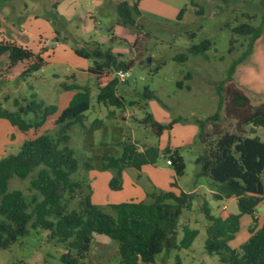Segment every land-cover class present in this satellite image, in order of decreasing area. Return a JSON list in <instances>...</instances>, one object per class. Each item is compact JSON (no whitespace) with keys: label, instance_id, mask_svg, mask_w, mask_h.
I'll use <instances>...</instances> for the list:
<instances>
[{"label":"rangeland","instance_id":"obj_1","mask_svg":"<svg viewBox=\"0 0 264 264\" xmlns=\"http://www.w3.org/2000/svg\"><path fill=\"white\" fill-rule=\"evenodd\" d=\"M61 1L70 5L72 14L63 16L57 13L55 4ZM97 1H101L99 6L91 0L16 1L22 13L17 26L26 29L35 43L39 37L48 41L40 53L43 65L28 75L23 74L27 62L8 68L6 55L0 56V105L13 111L16 109L15 101L26 105L33 100L42 106L55 105L58 108L56 117L76 92L65 90L63 86L74 83L78 87L89 88V108L82 123L72 125L67 131L70 136L68 145L74 149L79 162L74 177L84 181L82 191L71 202L74 208L79 206V201L91 186L89 172L84 167L86 162L91 164V169H100L101 158L119 157L121 142L127 140L138 148L150 145H156L160 151L167 147L177 148L185 164L183 175L176 177L180 189L187 192L196 188V197L177 220L176 239L178 241L182 237L183 226L196 229L198 233L189 248L163 250L155 255L153 264H173L176 256L181 264H218L219 256L208 254L204 249L209 221L202 205L206 203L214 217L225 212L237 213L238 208L232 198H214L206 177L196 176L198 166L194 159L202 145L195 135L198 130L195 118L204 119L217 110L216 88L226 78L233 63H236L231 78L234 85L248 97L251 105L264 103V0H139L140 14L136 16V26L118 23L116 5L121 0ZM182 8L184 13L178 18ZM89 13H93L94 21ZM243 22L259 27L260 37L254 40L252 36L233 35L231 28ZM203 39L212 42L204 55L187 52L191 45ZM231 39L232 48L228 51ZM83 42H97L104 48L110 47L121 60L131 61L129 76L117 90L125 101L122 108L97 101L95 77L86 71L91 61L73 52V47ZM181 53L188 55L186 61L175 59ZM188 72L190 76L187 79ZM178 81L182 87L177 85ZM187 85L189 89H186ZM145 87L156 97L145 99ZM146 113L160 124H168L178 117L180 120L174 122L171 129L163 130L164 136L159 138L150 123L143 121ZM219 114L222 130L233 132L234 120L224 118L223 108ZM33 117L32 113L25 116L27 120ZM13 129L15 136L0 128L3 149L0 156L14 154L20 147L22 137L16 127ZM57 129V126L46 123L40 131L46 130L54 135ZM209 129L210 126L207 127ZM244 129L247 136H253L249 134L250 126ZM254 131V135L264 142V129L255 128ZM166 160L160 153L156 162L164 164ZM109 171L114 172L113 169ZM97 180L100 183L98 195L106 194L107 186H102L101 179ZM28 185L29 179L13 177L9 181V190L20 189L29 196ZM97 207L115 215L110 207ZM263 209L264 204L259 203L255 212L260 214ZM250 225L251 221L229 243L234 245L245 241ZM63 250L62 243L48 240L47 231L31 230L8 249H0V264H63L60 261ZM84 262L122 264L118 242L102 234H93Z\"/></svg>","mask_w":264,"mask_h":264},{"label":"trees","instance_id":"obj_2","mask_svg":"<svg viewBox=\"0 0 264 264\" xmlns=\"http://www.w3.org/2000/svg\"><path fill=\"white\" fill-rule=\"evenodd\" d=\"M12 1V0H6ZM184 8L177 17L181 18ZM118 23L123 26H136V16L140 14L138 0H121L116 5ZM233 35L260 37L261 30L243 22L231 28ZM113 38V37H112ZM232 39L228 51L231 50ZM212 42L203 39L191 45L189 54L204 55ZM73 52L91 64L87 72L95 77L98 89L97 101L117 108L125 105L124 98L118 94L119 81L113 73L128 70L131 61L121 60L110 47L104 48L97 42H83L75 45ZM6 55L7 67L23 61L27 67L24 75L40 68L44 61L39 54L33 53L15 42L0 41V56ZM188 55L181 53L176 60L186 61ZM235 64L230 65L226 78L216 88L218 94L217 110L204 119L195 118L197 140L202 149L196 155L194 163L198 166L196 176L209 180L214 198H232L236 200L238 212L225 216L210 215L206 203L203 212L209 221L206 227L204 249L208 254L219 256L218 264H264V222L257 228L255 207L264 201V142L254 135L255 128L264 129V103L251 105L248 97L232 82ZM188 72L185 78H189ZM181 81L177 82L179 87ZM65 90H76L66 107L55 117L58 108L55 105L42 106L31 100L26 105L15 101L16 109L6 110L0 105V118L16 127L22 142L18 151L0 157V249H8L12 244L27 236L31 230H45L48 240L62 243L64 250L60 255L63 264H85L93 234H102L118 242V251L122 264H153L155 255L163 250L187 249L191 246L198 231L187 226L182 227V237L177 241L176 227L181 212L189 209L194 192L179 189L149 194L150 201L121 202L109 207L115 215L102 211L90 200L89 192L79 201V206H71L72 200L82 191L84 181L74 177L79 168L75 151L68 145V130L72 125L82 123L84 113L89 108V88L78 87L74 83L63 86ZM189 89V86H186ZM145 99L155 98L147 87L143 92ZM223 108L224 118L234 120L233 132L221 128L219 114ZM33 114V119L25 116ZM180 120L173 119L168 124L155 121L146 113L143 121L150 123L155 134ZM49 123L57 126L54 135L40 128ZM210 129L207 130V127ZM245 126H250L247 136ZM119 157L104 156L100 169H113L109 188H121L120 175L125 168L139 169L154 164L160 153L170 160L175 176H182L185 164L177 148H165L160 151L156 145L139 149L131 141H123ZM88 171L91 164L86 162ZM17 177L29 179L26 196L20 189L9 190V181ZM177 187L176 183L171 184ZM90 189V188H89ZM249 215L252 219L250 236L238 249L231 248L229 241L240 230V218ZM173 264H181L176 256Z\"/></svg>","mask_w":264,"mask_h":264},{"label":"crops","instance_id":"obj_3","mask_svg":"<svg viewBox=\"0 0 264 264\" xmlns=\"http://www.w3.org/2000/svg\"><path fill=\"white\" fill-rule=\"evenodd\" d=\"M16 1L17 0H12V1L0 0V41L15 42L16 44H19L25 48L30 49L33 53L40 55L41 51L45 49V44L48 40L45 41L41 37H39L38 41L35 43L31 39L32 36L30 35V33H28L26 29L22 28L21 26H17L16 22H18L21 19L22 13L18 9L16 5ZM94 3L96 4V6H99L101 4V1L95 0ZM139 3L140 2L138 0V6ZM55 5H56L55 8L57 10V13L63 16L67 14H72L73 12V9H71L70 5L64 4L62 3V1L59 3L57 2ZM88 16L92 18V21H94L93 13H89ZM71 77L74 79L73 75ZM70 99L66 102V105L64 107L67 106ZM0 128L4 131L12 132V134L15 133V130L13 129L14 126H12L7 120L2 118H0ZM163 136H164V132H162L159 135V138H162ZM139 149H142V147H139ZM2 152L3 149L2 146L0 145V155ZM198 153H199V149H198ZM129 168H125L121 171V175H120L121 188L119 190H112L109 188L108 183L114 174L113 171H109L110 169H98L96 171L93 169H89L88 170L89 172L88 176L90 179L89 184H91V186L89 187L90 188L89 195L91 202L95 205L96 204L103 205L106 207H109V205L111 204H117L121 202H140V201L146 202L149 200V194L151 193H158L160 191H167V190H173L175 192H178L180 189L179 181L177 180L172 167L167 164V160L165 161L164 164L155 162L154 164L144 165L139 169L132 167ZM131 169H133V171ZM97 179H101L102 186L103 185L107 186L106 194L102 193L100 196L98 195V192L100 191L99 189L100 183L98 182ZM205 180L208 184H210L207 178H205ZM173 182L176 183L177 187H173L171 185ZM195 189L196 188H193L191 191H187V192H194L196 191ZM114 192H119V193H114ZM210 192H213V190L210 189ZM262 203L264 204V202ZM226 213L227 212L221 215L225 216ZM244 216L246 218L243 222ZM255 216L256 218L257 216L259 217V219L257 218L258 221L257 228H258L264 222V219H260L262 216H264V209L260 214L256 212ZM250 221H251L250 228H252L251 217L249 215L241 216L239 232L242 230V228L245 225L248 226L250 224ZM249 236L250 233L248 237ZM241 243H237L234 245L230 243L228 244L231 248L237 249V247H239Z\"/></svg>","mask_w":264,"mask_h":264},{"label":"built area","instance_id":"obj_4","mask_svg":"<svg viewBox=\"0 0 264 264\" xmlns=\"http://www.w3.org/2000/svg\"><path fill=\"white\" fill-rule=\"evenodd\" d=\"M91 2L94 3L95 0H91ZM113 74L117 76L119 81H124L129 76L128 70H118L115 71ZM167 164L170 165V160H167ZM223 208H225V206H223Z\"/></svg>","mask_w":264,"mask_h":264}]
</instances>
